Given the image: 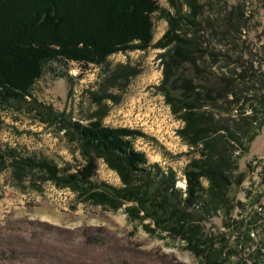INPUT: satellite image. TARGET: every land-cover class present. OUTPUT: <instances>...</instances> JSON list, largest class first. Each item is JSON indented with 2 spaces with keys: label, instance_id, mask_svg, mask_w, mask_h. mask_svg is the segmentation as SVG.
<instances>
[{
  "label": "rangeland",
  "instance_id": "obj_1",
  "mask_svg": "<svg viewBox=\"0 0 264 264\" xmlns=\"http://www.w3.org/2000/svg\"><path fill=\"white\" fill-rule=\"evenodd\" d=\"M157 1L175 14L170 0ZM205 2L211 10V24L205 23L201 34L216 55V60L208 57L203 62L212 73L207 75L213 82L220 71L236 78L234 71L241 72L243 64L262 80L264 0ZM237 2L244 4L246 20L241 31L231 33L225 22ZM177 5H183V13L187 11L185 0ZM154 20L149 49L119 52L100 65L48 64L26 102L0 103L4 119L0 128V264H264V125L250 144L242 133L249 128L240 111H214L216 119L229 128L223 132L226 138L232 132L241 138L240 143L250 144L244 157L242 150L234 151L235 157H243L240 171L248 179L237 192L231 227L224 225L227 218L218 211L200 227L191 222L180 234L161 232L151 220L138 221L129 215L134 202L116 211L106 209L46 179L45 164L61 170V176L65 171L72 175L86 164L77 135L68 125L64 129L56 115L87 125L96 113H104L105 126L143 132L145 137L134 140L135 149L146 154L149 164L176 173V187L186 192L185 168L200 154L179 134L185 123L173 114L162 93L160 57L165 50L154 45L169 26L159 14ZM233 20L238 21L237 17ZM182 70L192 72L188 65ZM253 85L251 93L264 94L260 90L264 84ZM260 124L256 119L253 127ZM97 164L95 183L125 187L120 174L103 158ZM201 181L208 190L210 181ZM204 196L209 197L207 192Z\"/></svg>",
  "mask_w": 264,
  "mask_h": 264
},
{
  "label": "trees",
  "instance_id": "obj_2",
  "mask_svg": "<svg viewBox=\"0 0 264 264\" xmlns=\"http://www.w3.org/2000/svg\"><path fill=\"white\" fill-rule=\"evenodd\" d=\"M178 1L170 0L175 9L172 14L157 0H0L1 104L26 102L48 64L100 65L119 52L147 50L154 39V15L168 22L167 32L154 45L165 50L160 57L164 74L161 90L173 114L185 123L179 134L200 154L185 168L186 192L176 187V173L163 171L159 164H149L146 154L135 149L134 140L145 137L143 132L105 126L101 120L104 113H96L87 125L56 115L64 129L68 125L77 135L86 164L72 175L65 171L61 176V170L47 164L42 170L47 171V180L59 187H70L94 205L116 211L134 202L128 209L130 216L138 221L149 219L156 230L174 235L184 232L191 222L200 227L218 211L227 218L224 225L231 227L229 218L238 206L237 192L248 179L239 163L244 154H249L250 144L264 125V94L251 93L253 83L264 84V78L259 80L256 71L240 64L241 72L234 71L236 78L220 71L213 82L207 75L212 74L211 70L203 62L208 57L216 60V55L201 34L204 24H211V10L205 0H185L187 11L183 13ZM243 6L237 2L229 9L225 24L231 33L241 31L245 23ZM227 36L224 34L225 39ZM187 65L191 74L182 70ZM260 90L264 91V86ZM219 109L245 115L249 129L242 133L248 136V146L232 132L229 138L224 136L229 128L216 119L214 111L218 113ZM256 119L261 121L257 129L253 127ZM3 120L0 114V128ZM236 150H242V158L241 154L234 156ZM98 158L120 174L125 187L94 182ZM203 178L210 181L208 190Z\"/></svg>",
  "mask_w": 264,
  "mask_h": 264
}]
</instances>
